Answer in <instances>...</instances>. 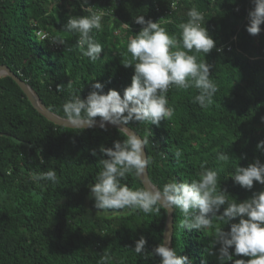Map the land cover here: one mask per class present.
Wrapping results in <instances>:
<instances>
[{
	"label": "trees",
	"instance_id": "trees-1",
	"mask_svg": "<svg viewBox=\"0 0 264 264\" xmlns=\"http://www.w3.org/2000/svg\"><path fill=\"white\" fill-rule=\"evenodd\" d=\"M89 3L94 11L106 13L103 31H93L94 39L104 46L96 62L80 53L78 34L62 29L69 16L88 15L78 0L59 4L57 0H0V65L25 81L50 112L64 118L62 105L80 90L81 98H86L93 78L105 85V93L116 89L123 95L134 74V67L126 68L123 63L131 60L129 39L141 31L134 22L137 16L160 19L161 27L179 40L177 26L187 21V11L195 6L204 14L216 48L223 49H213L205 57L214 66L211 78L219 88L213 104L202 109L193 103L196 89L172 87L167 95L175 114L170 120L161 121L159 127L147 122L128 126L149 139L146 154L153 162L147 171L157 188L162 189L173 177L197 179L204 163L218 171L230 201H243L264 190L256 182L251 191L245 190L229 177L237 166L247 167L256 159L264 163V153L256 147L264 140V24L259 35L247 33L251 0ZM38 32L48 37L42 40ZM55 40L66 44H53ZM202 60L201 54L198 61ZM123 139L116 128L55 125L32 107L10 77H0V264H100L105 253L109 264H159L158 256L144 259L132 249L141 236L149 252L163 241L166 209L158 215L121 214L109 219L97 213L89 196L88 185L95 183L101 170L98 160L107 158L101 157L99 147H111ZM92 149H97V156L91 155ZM177 149L182 151L179 159L174 156ZM218 152L228 153L230 159L218 161ZM50 169L56 170L59 183H35L28 178L30 172ZM122 182L134 190L143 188L132 175ZM182 219L178 209L173 211L171 247L179 255L193 257L194 264L205 260L217 264L216 257L209 255L213 230L184 231ZM213 223L230 230V225Z\"/></svg>",
	"mask_w": 264,
	"mask_h": 264
},
{
	"label": "clouds",
	"instance_id": "clouds-1",
	"mask_svg": "<svg viewBox=\"0 0 264 264\" xmlns=\"http://www.w3.org/2000/svg\"><path fill=\"white\" fill-rule=\"evenodd\" d=\"M60 2L57 0V4ZM78 3L88 15L69 16L62 29L78 34L80 53L96 62L101 59L104 46L94 39L93 31H103L102 20L106 13L94 11L89 0H78ZM251 5L246 31L257 36L264 24V0H251ZM186 15L187 21L177 26L180 29L179 40L161 27L160 19L153 21L146 20L144 15L137 16L134 22L141 26V31L129 39L127 52L131 54V60L123 63L126 68L134 67L130 85L123 90V95L116 89L105 93V85L93 78L86 98H81L80 90L62 105L63 124L91 129L97 125L96 118L99 117V127L105 131L106 124L129 125L130 122H147L159 127L161 121L170 120L175 114L167 95L172 87L185 91L196 89L193 103L202 109L210 107L219 88L211 78L210 69L214 66L205 57L213 49L217 52L223 49L216 48L201 11L193 6ZM53 44L65 46L66 41L55 40ZM201 54L204 60L198 61ZM57 91H61L60 85ZM118 130L126 139L114 141L111 147H99L101 157L107 158L98 160L101 170L95 177V183L88 185L89 196L94 200L98 214L110 219L121 214L158 215L162 208L169 214L178 209L183 217L180 227L184 231L213 230L209 255L216 257L217 264H264V190L253 192L243 201H230L227 191L221 188L218 171L204 163L200 165L197 179L180 181L173 177L162 189L145 184V187L134 190L122 181L132 175L143 182L148 166L153 162L145 154L149 139L127 127ZM256 147L264 153V140L259 141ZM91 155L97 156V149H92ZM181 155L179 149L174 153L177 159ZM229 159L228 153H217L218 161ZM40 163H44L43 158H40ZM229 177L234 184L251 191L254 182L264 185V163L256 159L247 167L237 166ZM28 178L35 183H59L55 169L33 171ZM214 220L230 225V230L215 226ZM170 242L171 238L167 237L149 252L147 240L141 236L135 241L132 251L144 259L158 256L159 264H194L193 257L179 255L174 247L169 246ZM100 264H109L107 253L101 257ZM204 264H207L206 260Z\"/></svg>",
	"mask_w": 264,
	"mask_h": 264
},
{
	"label": "water",
	"instance_id": "water-1",
	"mask_svg": "<svg viewBox=\"0 0 264 264\" xmlns=\"http://www.w3.org/2000/svg\"><path fill=\"white\" fill-rule=\"evenodd\" d=\"M1 76H8L10 77L17 85L18 87L22 90V92L26 95L28 101L32 105V107L43 117H45L47 120L50 122L54 123L55 125L66 127V128H71V129H82V128H75L68 126L66 124H63L64 121H61L63 118L59 117L58 115L50 112L45 105L42 103L41 99L37 95V93L23 80H21L18 76H16L6 65H0V77ZM97 120V125L94 126L93 128H100L99 127V119ZM121 127H127L129 130L137 133L134 129L129 127L128 125H111V124H106V128H116L119 129ZM87 129V128H85ZM138 134V133H137ZM139 135V134H138ZM140 136V135H139ZM145 154H146V149H145ZM143 187H145V184H150L152 183L149 180L148 177V171L146 172L145 177L143 178V182H141ZM172 233H173V212L167 213V218H166V223H165V228H164V234H163V241L167 239V237H170L172 240ZM171 247V242L169 244Z\"/></svg>",
	"mask_w": 264,
	"mask_h": 264
},
{
	"label": "built area",
	"instance_id": "built-area-1",
	"mask_svg": "<svg viewBox=\"0 0 264 264\" xmlns=\"http://www.w3.org/2000/svg\"><path fill=\"white\" fill-rule=\"evenodd\" d=\"M38 35H39V37H40L42 40H44V39H46V38L48 37V35H47L46 33H44V32H38Z\"/></svg>",
	"mask_w": 264,
	"mask_h": 264
}]
</instances>
